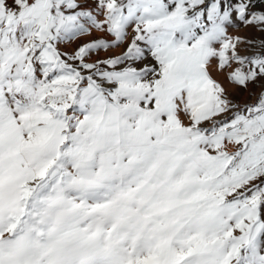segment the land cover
I'll list each match as a JSON object with an SVG mask.
<instances>
[{"label":"snow or ice","instance_id":"6c2138e0","mask_svg":"<svg viewBox=\"0 0 264 264\" xmlns=\"http://www.w3.org/2000/svg\"><path fill=\"white\" fill-rule=\"evenodd\" d=\"M0 264H264V0H0Z\"/></svg>","mask_w":264,"mask_h":264},{"label":"rangeland","instance_id":"374dc122","mask_svg":"<svg viewBox=\"0 0 264 264\" xmlns=\"http://www.w3.org/2000/svg\"><path fill=\"white\" fill-rule=\"evenodd\" d=\"M98 35V34H97ZM86 39H90V37H87ZM79 42V41H78Z\"/></svg>","mask_w":264,"mask_h":264}]
</instances>
